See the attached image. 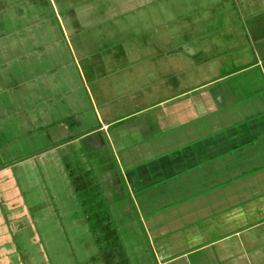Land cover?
Here are the masks:
<instances>
[{"label": "rangeland", "instance_id": "1", "mask_svg": "<svg viewBox=\"0 0 264 264\" xmlns=\"http://www.w3.org/2000/svg\"><path fill=\"white\" fill-rule=\"evenodd\" d=\"M19 2L12 9L27 15L0 21V264H146L112 150L72 143L98 127V112L142 110L255 62L264 2Z\"/></svg>", "mask_w": 264, "mask_h": 264}, {"label": "crops", "instance_id": "2", "mask_svg": "<svg viewBox=\"0 0 264 264\" xmlns=\"http://www.w3.org/2000/svg\"><path fill=\"white\" fill-rule=\"evenodd\" d=\"M1 2L0 21L28 13L12 9L19 0ZM257 24L255 62L142 110L106 120L98 112V127L72 143L112 150L146 235V264H264V20ZM170 102L166 116L131 126Z\"/></svg>", "mask_w": 264, "mask_h": 264}, {"label": "water", "instance_id": "3", "mask_svg": "<svg viewBox=\"0 0 264 264\" xmlns=\"http://www.w3.org/2000/svg\"><path fill=\"white\" fill-rule=\"evenodd\" d=\"M160 50L164 51V52H170V49L167 48L166 46H163L162 44H160L159 42L153 40L152 41ZM171 53H174L173 51Z\"/></svg>", "mask_w": 264, "mask_h": 264}]
</instances>
